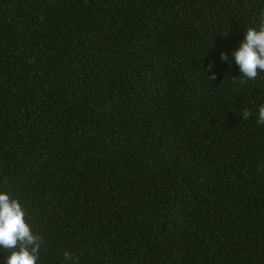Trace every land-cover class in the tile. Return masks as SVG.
<instances>
[{"label":"trees","instance_id":"obj_1","mask_svg":"<svg viewBox=\"0 0 264 264\" xmlns=\"http://www.w3.org/2000/svg\"><path fill=\"white\" fill-rule=\"evenodd\" d=\"M262 21L264 0H0V192L37 264H264V72L240 84L233 55Z\"/></svg>","mask_w":264,"mask_h":264},{"label":"clouds","instance_id":"obj_2","mask_svg":"<svg viewBox=\"0 0 264 264\" xmlns=\"http://www.w3.org/2000/svg\"><path fill=\"white\" fill-rule=\"evenodd\" d=\"M235 63L238 65L242 79L255 80L259 72H264V21L259 28H249L245 39L234 53ZM221 59L228 61L226 53H221ZM209 65V70L211 69ZM215 80L213 74L208 78ZM251 113L245 109L243 118L247 119ZM257 123L264 125V104L258 109ZM25 211L18 199H14L7 192H0V248L11 250L6 264H37L38 254L43 238L32 232L25 220ZM65 264L72 261V255L65 251Z\"/></svg>","mask_w":264,"mask_h":264}]
</instances>
